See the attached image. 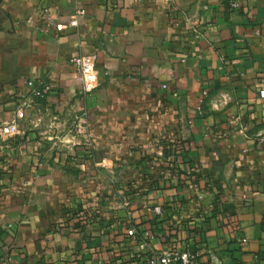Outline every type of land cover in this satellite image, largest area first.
I'll use <instances>...</instances> for the list:
<instances>
[{
  "label": "crops",
  "instance_id": "0c3cea01",
  "mask_svg": "<svg viewBox=\"0 0 264 264\" xmlns=\"http://www.w3.org/2000/svg\"><path fill=\"white\" fill-rule=\"evenodd\" d=\"M78 7V28L42 17L68 27ZM81 52L98 56L91 94ZM263 77L264 0H0V128L26 113L0 137V264H146L127 233L154 222L155 250L264 264Z\"/></svg>",
  "mask_w": 264,
  "mask_h": 264
},
{
  "label": "built area",
  "instance_id": "2783aa9c",
  "mask_svg": "<svg viewBox=\"0 0 264 264\" xmlns=\"http://www.w3.org/2000/svg\"><path fill=\"white\" fill-rule=\"evenodd\" d=\"M229 7L232 10H239L244 4V0H228ZM87 16V12L84 8L78 7L70 22L69 26L63 24H55L53 19L50 17L47 11L42 15L44 22L48 28L54 27L57 32L66 30L67 28H78L80 20ZM186 19V18H185ZM186 22H189V30L193 33V36L196 40L201 38L200 30L197 25L190 23V19H186ZM257 34H260V31H257ZM82 50V46H80ZM97 54H93L90 57L85 56L82 52L69 60V62L76 68L77 72L81 76L82 88L81 91L84 94H91L97 90L100 86V73L97 67ZM27 88L30 90V94L33 98L43 100L50 96L54 87L49 80L40 79V80H28L26 82ZM164 89H167L168 86L164 85ZM174 96H178L174 94ZM208 96V92L204 91L202 93L201 102H204V99ZM259 100L262 102V110L264 111V77L259 81ZM26 113L25 110L19 109L13 119L6 125L0 128V136H15L19 133V125L21 122L25 121ZM88 124L83 118L79 120L75 129L73 130L75 134L84 135L87 131ZM225 135V134H224ZM227 136V135H225ZM154 216L160 217L164 214L162 206H152L148 207V204L145 205ZM156 223H152L149 228L143 230H136L131 228L128 231V237L136 243L137 250L140 254H146V264H198L200 253L198 250L190 249L183 247L177 244L176 241L173 242L172 247L165 248L164 250H155L151 244L154 239V233ZM263 232H264V223H263ZM213 262L215 264H220V261L217 257H213Z\"/></svg>",
  "mask_w": 264,
  "mask_h": 264
},
{
  "label": "rangeland",
  "instance_id": "374dc122",
  "mask_svg": "<svg viewBox=\"0 0 264 264\" xmlns=\"http://www.w3.org/2000/svg\"><path fill=\"white\" fill-rule=\"evenodd\" d=\"M85 119L86 120V122H87V124H88V115L86 114V113H84V114H82L76 121H75V123H74V127L72 128L73 130H76L75 129V127H76V125H77V123H78V121L79 120H82V119ZM1 123V122H0ZM1 138H4V137H7L6 138V140L7 139H9L10 138V136H0ZM166 137V136H165ZM165 137H163V142L165 143V144H170V145H168L169 147H171L172 145H173V143H169V141L168 140H166V139H169V138H165ZM5 140V139H4ZM169 147H167V150H169L170 148ZM164 154V153H163ZM166 154L167 155H169V152L167 151L166 152ZM162 156H164V155H162ZM146 185L147 184H145V187H146ZM153 186H154V184H152ZM130 186L133 188V189H135V191L136 190H142V188L144 189V184H139V185H132V184H130ZM134 186H136V187H134ZM130 190H132V189H130ZM147 190V189H146ZM148 191H150V192H152V190H148ZM145 193V192H144ZM147 201V204H148V200H146ZM148 206H150L149 204H148Z\"/></svg>",
  "mask_w": 264,
  "mask_h": 264
}]
</instances>
